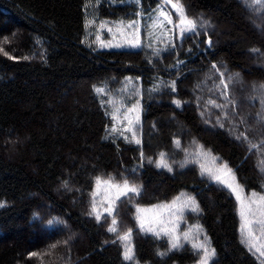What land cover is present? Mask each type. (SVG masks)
<instances>
[{"label":"trees","instance_id":"obj_1","mask_svg":"<svg viewBox=\"0 0 264 264\" xmlns=\"http://www.w3.org/2000/svg\"><path fill=\"white\" fill-rule=\"evenodd\" d=\"M160 2L0 0V264H131L122 245L112 242L107 222L88 215V193L97 176L134 177L143 186L137 202L144 206L170 201L181 192L194 195L202 211L187 218L190 225L203 227L216 250L212 264H260L258 254L241 243L234 197L202 179L197 164L181 168L184 153L173 140L179 138L189 153L192 141L211 149L234 170L246 193H264V155L236 139L246 127L250 139H264V124L257 119L264 111V89L259 87L264 84V14L244 0H182L190 17L210 24L185 34L159 58L148 48L98 50L83 42L89 6L102 20L134 18L142 11L147 22ZM212 64L226 77L240 74L232 93L238 131L229 130V121L219 127L215 109L211 117L201 116L204 100L218 98L210 91L218 80ZM127 77L143 93L145 157L155 160L167 152L177 161L172 172L141 161L140 146L107 135L110 118L94 87L116 95ZM173 80L175 92L165 87ZM156 85L161 91L150 92ZM198 97L204 98L201 106ZM173 99L183 106L177 108ZM240 116L247 125L239 122ZM118 211L122 226L133 228L137 264L197 263L198 254L187 243L157 255L167 250V241L140 233L131 205Z\"/></svg>","mask_w":264,"mask_h":264},{"label":"snow or ice","instance_id":"obj_2","mask_svg":"<svg viewBox=\"0 0 264 264\" xmlns=\"http://www.w3.org/2000/svg\"><path fill=\"white\" fill-rule=\"evenodd\" d=\"M129 2L135 3L137 6L141 5V0H129ZM244 3L253 9H259L261 14H264V0H244ZM169 5L171 6L170 9ZM154 13V15L148 16L147 22L144 20V13L137 11L134 18H121L116 21H100L99 23L92 19L87 22L86 26L96 24L93 43H97L100 47L148 48L153 56L159 58L161 52L174 49L176 42L182 41L185 34L197 33L199 28H206L210 24V21L203 17L199 19L190 17L182 0H161ZM173 15L176 17L175 20ZM105 32L108 35L107 40L102 38V34ZM142 32L144 33L143 36ZM207 43L211 46V39H208ZM157 45H163V47ZM0 51L3 49L0 48ZM251 51L260 53V50L255 48ZM4 54L7 55L6 52ZM260 54L264 56V53ZM149 62L151 63V61ZM211 68L218 75V80H213L215 88L210 89V91L218 93V98L209 97L206 100L203 97L197 98L198 106H201L200 101L204 100L201 116L211 117V109H215L218 112L215 122L219 127L223 128L225 126L224 121H229L232 124V128L229 130L238 131L239 125L234 118L236 100L232 93L234 91L233 82L239 79L240 74L236 73L226 77L216 64H212ZM209 79L212 78L209 77ZM165 87L175 92L176 82L173 80L171 83L165 84ZM197 87L200 86L197 85ZM259 87L264 89V84ZM94 91L98 96L108 97L107 100L102 99L100 103L102 107L106 108V115L112 121V126L107 129L109 136L122 138L127 143H135L140 146L141 161L147 159V162L154 164L155 167L172 172L173 164L177 161L170 160L167 152H159L155 160L151 157H145L141 120L143 107L140 103L143 99V93L137 81L127 77L124 86L118 90L123 94L120 96L113 95L110 89L103 86L94 87ZM149 91L159 92L161 88L156 85ZM131 97H135L133 102L131 104L126 103V100ZM172 103L177 108L183 106L180 99H173ZM260 105L264 109V98H260ZM230 108L232 109L231 112L229 111ZM257 119L259 123L264 124V111L257 114ZM205 122L208 123L210 120L206 119ZM239 122L247 125L243 116L239 117ZM247 131V127L244 131H238L236 139L245 141L251 150L260 151L264 155V139L256 142L249 138ZM173 144L177 150L184 153L185 158L178 162L181 168L186 167L189 163L197 164L202 179L226 188L235 196L240 216L241 243L250 252L258 254L257 258L260 260V264H264V193L255 191L245 193L243 185L240 184L236 173L228 163L197 141H192L194 149L191 153L183 147L179 138H175ZM261 166L264 170V159L261 160ZM138 167L142 168L143 163ZM131 172L136 173L137 168L131 169ZM63 187L66 189L69 187L67 181L64 182ZM142 191L143 186L136 183L134 177L122 176L118 179L115 176H97L94 177L92 189L88 193L90 198L88 215L92 216L98 223L102 220L107 222V231L115 237L112 242H119L123 247L124 259L131 264H137L132 244L133 228L122 226L118 211L121 205H131L134 209L135 227L139 232L151 235L157 240L164 239L167 241V250L158 251L157 255L163 257L170 251L182 249L187 243L198 254L197 264H212L216 250L211 247L210 241L203 232V227L197 223L188 225L186 229H181V224H185L187 221L185 215L187 212L199 214L202 211L196 197L188 192H181L170 201L144 206L137 202ZM0 207H4V205L0 204ZM56 219L62 223L58 218ZM48 223L52 224L53 220L50 219ZM201 236L204 238L201 239ZM31 255L36 254L32 253Z\"/></svg>","mask_w":264,"mask_h":264},{"label":"rangeland","instance_id":"obj_3","mask_svg":"<svg viewBox=\"0 0 264 264\" xmlns=\"http://www.w3.org/2000/svg\"><path fill=\"white\" fill-rule=\"evenodd\" d=\"M108 1H110V2L113 3V4L132 3V2H129V0H123V2H121V0H108ZM133 4H135V3H133ZM168 7L170 8L171 6L169 5ZM88 11H89V12H87V22H88L89 20H92V19H95V20L97 21V23H99L100 21H116V20H112V19H105V20L99 19V18L95 15V13L93 12V10L91 9L90 6L88 7ZM87 22H86V25H87ZM95 32H96V24H93V25H91V26H86V31H85V36H84L83 42H84L87 46L91 45V46H89V47H92V48H94V49H98V50H122V49H130V48H103V47H100L97 43H93V41H94V39H95ZM102 38L105 39V40L108 39V35H107L106 32L102 34ZM114 95H115V94H114ZM120 95H123V94L120 93V92H119L118 94H116V96H120ZM101 97H102V99H104V100H107V99H108V97H104V96H101ZM134 99H135V97L128 98V99L126 100V103L131 104V103L133 102ZM140 103H141V101H140ZM105 109H106V108H105ZM109 118H110V117H109ZM141 120H142V113H141ZM111 126H112V121H111V119H110V126H109V128H110ZM107 135L109 136L108 132H107ZM109 137H112V138H119V137H116V136H109ZM133 144H135V143H133ZM135 145H136V144H135ZM245 193H246V192H245ZM231 195H232V194H231ZM232 196H233L234 199L236 200L235 196H234V195H232ZM236 204H237V213H238V203H237V201H236ZM190 213H191V212H187V213L185 214L186 217H188ZM194 214H195V213H194ZM187 215H188V216H187ZM238 217H239V220H240L239 213H238ZM188 225H190V222H189V220H188V218H187L186 223H185V224H181V229H186ZM203 238H204V237L201 236V239H203ZM196 264H197V263H196Z\"/></svg>","mask_w":264,"mask_h":264}]
</instances>
